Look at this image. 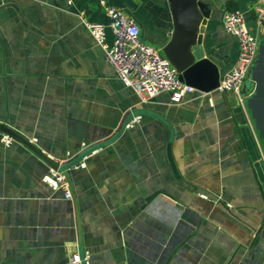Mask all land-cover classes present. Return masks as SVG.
<instances>
[{"label": "crops", "instance_id": "crops-1", "mask_svg": "<svg viewBox=\"0 0 264 264\" xmlns=\"http://www.w3.org/2000/svg\"><path fill=\"white\" fill-rule=\"evenodd\" d=\"M71 1L0 0V123L69 166L92 152L70 170L66 200L43 182L49 165L0 132V264H72L76 253L89 264H264V160L241 93L142 101L84 25L108 23L97 0ZM201 1L219 2L201 49L221 79L239 54L223 15L241 10L255 30L256 0ZM110 4L147 43L173 32L169 0Z\"/></svg>", "mask_w": 264, "mask_h": 264}, {"label": "built area", "instance_id": "built-area-1", "mask_svg": "<svg viewBox=\"0 0 264 264\" xmlns=\"http://www.w3.org/2000/svg\"><path fill=\"white\" fill-rule=\"evenodd\" d=\"M71 4L72 1L68 0ZM108 18V23L85 22V27L94 41L104 49L105 60L116 71L119 79L139 96L142 101L158 95L168 94L173 105L183 102L186 95L195 92L193 87L183 83L178 73L164 55L162 48L147 43L141 35L138 21L128 15L123 9L110 4V0H97ZM255 21V31L250 28L246 14L241 10L226 11L223 15L225 31L238 41L239 54L233 68L219 82L216 91L221 93L240 94L246 84L249 74L258 58L260 37L264 34V0H256L252 7ZM112 32L113 41L108 44V32ZM139 123L134 118L126 124L130 129ZM16 140L9 135H2V143L10 147ZM32 144L35 141H30ZM87 146L83 145V149ZM94 153V152H93ZM92 155L85 154L73 166H69L72 156L63 159H52L58 168L49 166L43 182L55 191L63 192L66 200L73 199L70 181V170L86 169L87 160ZM91 255L76 253L72 256V264H89Z\"/></svg>", "mask_w": 264, "mask_h": 264}, {"label": "water", "instance_id": "water-1", "mask_svg": "<svg viewBox=\"0 0 264 264\" xmlns=\"http://www.w3.org/2000/svg\"><path fill=\"white\" fill-rule=\"evenodd\" d=\"M174 29L159 45L164 55L186 85L203 93L216 91L220 82L219 68L205 56L201 45L207 21L213 7L201 0H169ZM218 3V4H217ZM256 34V31H253ZM243 105L264 160V34L260 37L258 58L241 90ZM0 132L25 145L50 167L58 164L30 141L0 123Z\"/></svg>", "mask_w": 264, "mask_h": 264}, {"label": "trees", "instance_id": "trees-1", "mask_svg": "<svg viewBox=\"0 0 264 264\" xmlns=\"http://www.w3.org/2000/svg\"><path fill=\"white\" fill-rule=\"evenodd\" d=\"M231 10H235V9H231ZM231 10H229V11H231Z\"/></svg>", "mask_w": 264, "mask_h": 264}]
</instances>
